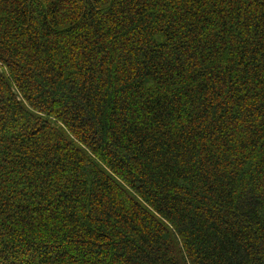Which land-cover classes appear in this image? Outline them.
<instances>
[{"label": "trees", "instance_id": "1", "mask_svg": "<svg viewBox=\"0 0 264 264\" xmlns=\"http://www.w3.org/2000/svg\"><path fill=\"white\" fill-rule=\"evenodd\" d=\"M0 264H264V0H0Z\"/></svg>", "mask_w": 264, "mask_h": 264}]
</instances>
